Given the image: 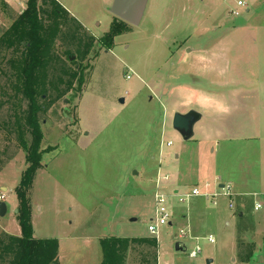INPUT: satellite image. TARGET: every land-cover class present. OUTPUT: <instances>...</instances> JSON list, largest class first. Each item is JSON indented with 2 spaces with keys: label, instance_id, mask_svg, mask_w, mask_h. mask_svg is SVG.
I'll list each match as a JSON object with an SVG mask.
<instances>
[{
  "label": "rangeland",
  "instance_id": "obj_1",
  "mask_svg": "<svg viewBox=\"0 0 264 264\" xmlns=\"http://www.w3.org/2000/svg\"><path fill=\"white\" fill-rule=\"evenodd\" d=\"M25 1L0 7V33ZM236 1L149 0L140 25L128 26L107 50L97 40L115 21L111 0H58L81 26L67 15L52 47L39 94L47 108L39 116L40 150L47 153L28 198L33 237L57 241L59 264H98L99 240L112 236L157 242L155 250L133 245L125 264H264V0H242L245 8ZM41 19L50 23L46 13ZM90 41L82 60L77 47L85 51ZM7 60L0 65V188L7 207L0 234L20 236L14 190L27 167L18 142L26 101L13 89L16 71ZM211 81L220 105L183 141L172 130L173 114L198 111L193 90ZM165 174L177 179L159 182ZM158 184L171 218L152 236L147 226ZM220 185L231 187L230 202L217 195ZM194 187L216 195V205L201 197L179 202L176 195ZM176 243L183 251H175Z\"/></svg>",
  "mask_w": 264,
  "mask_h": 264
},
{
  "label": "trees",
  "instance_id": "obj_2",
  "mask_svg": "<svg viewBox=\"0 0 264 264\" xmlns=\"http://www.w3.org/2000/svg\"><path fill=\"white\" fill-rule=\"evenodd\" d=\"M47 4L50 11L41 10ZM2 11L9 8L0 2ZM46 13L49 24H44L41 15ZM67 12L54 0H26L23 12L10 21L9 27L0 33V65L6 59L7 64L16 71V84L13 89L26 101L23 112V127L20 128L18 142L23 151L26 169L15 188L18 213L15 216L20 228V236L0 234V264H59L58 243L55 239H37L33 237L31 225V207L28 195L32 189L37 171L41 168L42 155L47 151L40 150L43 139L40 130L39 116L46 107L39 103V94L46 79V70L53 61L52 47L61 34L59 25L67 17ZM69 16V15H68ZM80 28V24L70 18ZM109 30L97 40L107 50L113 47L116 37L122 35L128 25L114 18ZM92 42L85 51L77 47L78 57L83 60L92 47ZM78 45L80 43L78 42ZM10 54L9 58H6ZM0 73L4 74L1 66ZM75 74L71 77L75 78ZM78 90L82 79H78ZM149 243L157 249L155 239L108 237L99 240L101 250L100 264H125L127 251L136 244ZM156 259V258H155ZM247 260V259H246ZM242 260V262H246Z\"/></svg>",
  "mask_w": 264,
  "mask_h": 264
},
{
  "label": "water",
  "instance_id": "obj_3",
  "mask_svg": "<svg viewBox=\"0 0 264 264\" xmlns=\"http://www.w3.org/2000/svg\"><path fill=\"white\" fill-rule=\"evenodd\" d=\"M148 0H112L108 13L114 18L122 21L130 27H138L144 16ZM119 103L124 104V99H120ZM201 114L195 110H189L186 113L175 112L172 117L171 127L183 141H189L194 136V126L201 120ZM223 185H220L222 188ZM1 192H6L5 188L0 189ZM7 208L4 203H0V218L6 215ZM16 214L17 211H14ZM241 216V214H240ZM131 222L135 219H130ZM170 225V224H169ZM175 251L181 252L183 248L175 244ZM211 260H207L206 264H211Z\"/></svg>",
  "mask_w": 264,
  "mask_h": 264
},
{
  "label": "built area",
  "instance_id": "obj_4",
  "mask_svg": "<svg viewBox=\"0 0 264 264\" xmlns=\"http://www.w3.org/2000/svg\"><path fill=\"white\" fill-rule=\"evenodd\" d=\"M0 1L4 2L6 4H10V3L15 2L16 0H0ZM22 5H23V10H24L25 6H26V1L23 2V3L21 2L20 6H22ZM236 6L238 8H245L246 4L242 0H237L236 1ZM237 14L238 13H234L235 16H237ZM128 79H130L129 76H127V80ZM166 146L167 147L171 146V143H168ZM158 180H159V182L160 181L166 182L168 180V177L159 176ZM156 188H157L156 192L153 195V201H154V204H155L154 220L151 219L149 221V223H148V226H147V231L152 236H156L157 235L159 227L165 226V225H169L170 224V218H171V214L167 210V198L163 194L159 193V191H158L159 184L156 185ZM217 195H220V196H222L224 198H227L228 202H230L231 198L233 197V193H232L231 187L229 185H223V187L220 190V194H217ZM176 196L179 197V202H181V203H183L185 200H188V199L193 198V197H195V198L196 197H201V198H208V199L211 198L212 205H214V206L216 205V200H215V196L216 195L209 196V195H206L205 193H201V191L197 187L191 188L189 193H185V194L178 193ZM5 199H6V192H1L0 191V203H4L5 204ZM229 208L230 209L233 208L232 204L229 205ZM260 209H261V206L259 204H255L254 205V210L255 211H258ZM208 242L211 243V244L214 242L213 238L211 236L208 237ZM199 252H200V248L196 247L190 253L189 256L191 258H195Z\"/></svg>",
  "mask_w": 264,
  "mask_h": 264
},
{
  "label": "crops",
  "instance_id": "obj_5",
  "mask_svg": "<svg viewBox=\"0 0 264 264\" xmlns=\"http://www.w3.org/2000/svg\"><path fill=\"white\" fill-rule=\"evenodd\" d=\"M54 1H56L57 3H58V5L61 7V8H63L66 12H67V14L69 15V17L70 18H72V19H74V20H76V18H75V16H74V14L70 11V10H68L67 8H65V7H63V6H61L60 5V3L58 2V0H54ZM149 1V0H148ZM110 3H112V0H111V2ZM109 5H111V4H109ZM108 5V6H109ZM196 50H194L193 51V54L192 55H194V53H196L195 52ZM198 51V50H197ZM198 58V60H199V62L201 63L202 62V60H205V61H207L206 60V56L205 55H203V56H198L197 57ZM210 62H212V61H210ZM199 71L200 72H202L201 71V67H199ZM202 83H204L207 87H205V86H201V82H200V86H198L197 88H195V90H193V104L195 105V106H198V108H199V113L201 114V116L203 117L204 115H207V116H209V117H211L210 118V121H212V106L213 105H215V106H219L220 104L217 102L218 100H216V99H212V93L210 92L211 91V88H212V81L211 82H202ZM196 111V110H195ZM197 111V112H198ZM182 113V112H181ZM202 117H201V120H202ZM200 120V121H201ZM199 121V122H200ZM213 121H215V120H213ZM198 122V123H199ZM216 122V121H215ZM197 123V124H198ZM195 127V126H194ZM193 131H194V129H193ZM209 138L208 139H210V136H208ZM176 158V157H175ZM161 176H166V177H168V180L166 181V182H173L174 181V179H177V175L175 174V175H169V174H165V175H161ZM1 189V188H0ZM7 208V207H6ZM32 210H33V208H32V205H31V217H32ZM7 213V212H6ZM15 214V213H14ZM197 215V214H196ZM2 231V230H1ZM2 232H4V231H2ZM5 233V232H4ZM7 234V233H6ZM9 235V234H8ZM11 236H14V235H11ZM16 237H18V236H16ZM74 246V245H73ZM73 246L71 245V249H73ZM58 254H59V247H58ZM58 260H59V257H58ZM100 262L101 261H99L98 262V264H100Z\"/></svg>",
  "mask_w": 264,
  "mask_h": 264
}]
</instances>
